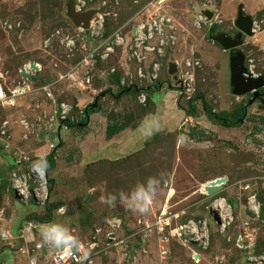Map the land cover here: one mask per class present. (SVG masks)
I'll use <instances>...</instances> for the list:
<instances>
[{
    "label": "rangeland",
    "instance_id": "rangeland-1",
    "mask_svg": "<svg viewBox=\"0 0 264 264\" xmlns=\"http://www.w3.org/2000/svg\"><path fill=\"white\" fill-rule=\"evenodd\" d=\"M244 1L0 0V81L6 92L0 101V264H44L57 250L45 245L40 235V229L50 224L68 228L87 252L96 242L93 264H246L248 250L241 243H248V234L253 237L256 253L264 249V108L257 100L264 99V93L258 98L251 93H233L229 51L211 36L236 34L237 8ZM249 2L258 5L253 17L258 22L254 28L260 30L264 26V0ZM79 4L82 7L77 12ZM97 10L105 12V35L120 32L127 41L132 28L147 16L169 18L163 36L168 43L160 57L163 86L146 88L144 103L137 97L140 89L113 95L119 90L116 82L120 78L127 81L137 66L121 47L97 62L93 85L83 93L74 91L67 80H58L60 74L75 71L80 57L63 41L76 38L79 23L73 15L92 12V17ZM204 10L212 11V18ZM256 35L243 36L236 50L244 54L247 71L264 76V55L255 44L260 39ZM151 59L146 53L144 65ZM188 60L191 66L186 67ZM29 62L38 63L39 68L25 79L19 68ZM169 62H175L180 73H188V90L179 91L167 71ZM112 67L118 79L107 73ZM101 92L104 96L99 98L97 117L129 128L157 111L164 117V128L150 135L139 149L126 155L118 152L121 158L116 161L93 162V156L92 163L86 164L76 142L86 129L72 124L69 130L61 131L55 109L61 102L85 108ZM189 98H195L198 110L192 118H186L185 113ZM201 98L215 112L225 111L231 117L247 107L248 117L242 126L226 128L205 116ZM60 136L66 141L57 150L54 168L45 173V203L37 202L35 193L27 200L19 198L12 179L20 177L33 192L31 168L55 148ZM98 138L102 139L100 133L89 142ZM116 143L110 139L107 149L116 148ZM218 177L226 181L215 194L232 205L234 221L220 231L208 220L210 243L206 249L183 245L173 237L164 242L154 229L145 226L144 220L152 221L163 208L172 217L173 226L190 218L208 217L210 200L200 188ZM152 178L157 182L151 195H146L148 211L141 213L133 201L139 195L138 187L147 189ZM251 193L260 203L257 217L247 207ZM113 196L114 201L106 202ZM13 216L19 220L14 226L7 222ZM162 247L167 249L166 255L161 254ZM192 248L200 253L196 260Z\"/></svg>",
    "mask_w": 264,
    "mask_h": 264
},
{
    "label": "built area",
    "instance_id": "built-area-1",
    "mask_svg": "<svg viewBox=\"0 0 264 264\" xmlns=\"http://www.w3.org/2000/svg\"><path fill=\"white\" fill-rule=\"evenodd\" d=\"M81 7L82 4L77 5V12L81 11ZM168 21L169 18L166 15L151 14L132 28L131 36L127 41L120 32H113L112 34L105 35V12L99 10L95 11L92 17L89 18L87 24H79L76 38L67 37L63 40L65 41L66 47L70 50L76 49L80 53V57L75 65V71L60 74L58 80H67L68 85L71 86L74 91L83 93L93 85L96 75L95 71L97 70V62L107 59L111 54H114L118 47H121L127 51V58L135 61L137 66L135 67V74L131 75L127 81L120 78L119 81L116 82L117 89L127 87V91H130L131 88V90L134 89L135 92L140 89L141 92L139 91L140 93L137 97L140 102L144 103L146 100L144 90L146 88L149 89L154 83L162 81L160 76V57L165 53L168 43L163 37ZM146 53L152 55V59L147 66L144 65ZM35 64L38 65V67H36V69H38L39 64ZM185 66H191V62L189 60L186 61ZM22 69L28 71L30 75H34L36 71L29 63L19 68V72H21ZM107 73L116 74V68H109ZM172 77L173 80L177 82L180 92L188 90L189 84L187 82L190 80L188 73L182 74L177 68L175 75H172ZM5 97L6 92L0 81V101L5 99ZM83 113V106L67 102L59 103L55 109V116L59 123V129L61 131L69 130L70 124L79 122L83 117ZM31 172H33V178L32 180L29 179V181L35 184L33 192L29 191L28 184L21 183L20 177H14L11 185L18 190L15 194H17L19 198L21 195V198L23 196V198L27 200L31 193H35L37 202L43 205L47 199L46 171L44 175L41 176L33 170L32 166ZM209 181L202 184L200 188V191L210 200L206 206L208 217H200L197 219L190 218L183 222L176 223V225L173 226L172 217L168 215L165 208H163L152 221L146 218L144 220L145 226L154 229L159 239L164 242H167L170 237H173L179 240L183 245L193 244L195 248L206 249L210 243L209 221L213 220L220 231H224L234 221V213L229 201L225 197H221L220 195L217 196V194L209 195L204 190V186ZM19 188L21 189L19 190ZM247 207L252 215L256 217L259 216L260 203L254 193L248 195ZM250 235L251 234H248L246 236L249 240L248 243H241V247L248 250L246 264H264V249L256 253L255 242ZM96 246L98 247L96 242L91 244L88 252L76 250L65 252L57 249L47 256L44 264H78L80 262L93 264V255L97 254V251L92 249ZM195 248H192L193 259H196L193 254H200ZM161 254L166 255L167 249L162 247Z\"/></svg>",
    "mask_w": 264,
    "mask_h": 264
},
{
    "label": "crops",
    "instance_id": "crops-1",
    "mask_svg": "<svg viewBox=\"0 0 264 264\" xmlns=\"http://www.w3.org/2000/svg\"><path fill=\"white\" fill-rule=\"evenodd\" d=\"M243 6L244 13L250 15L252 19L254 20V26L256 24V18L253 17V15L256 13L258 9V5L252 4L249 2V0H246L241 3ZM237 14V13H236ZM264 21V19H262ZM258 23V22H257ZM255 33H258L257 42H255L256 45L260 46L259 48L262 51V54L264 55V26L260 30H256L254 28ZM259 31V32H258ZM256 34L253 33V36ZM256 35V36H257ZM252 36V35H251ZM264 93V92H263ZM163 106H167L166 102H163ZM159 105V103H158ZM163 108V107H162ZM96 113H92L89 117L87 126L84 127L83 130L84 133L81 134V136L76 140L77 146L79 147V152L81 153L82 160L87 163H92L91 158L96 157L95 160H92L93 162L100 161L101 159H105L109 162L116 161L120 159L121 157H117L118 152L124 153V155L131 153L139 147H141L142 143L154 132L158 131L160 127L164 128V122L162 119H164L163 115H160L157 111L156 113H149L145 115L139 123H137L134 127L125 128L122 131H120L117 134L112 135L111 137L107 138L105 135V129L108 122H106V119L103 116H96ZM186 116V115H185ZM193 116H188L186 118H192ZM98 118V119H97ZM166 122V121H165ZM167 125V122L165 123ZM100 133L101 140L98 138L97 142L90 143L89 141H94L96 139V134ZM61 138V136H60ZM117 142V147L107 149L109 147V140ZM61 141H66L63 138H61ZM90 147V150H87L86 147ZM88 147V148H89ZM61 148H63V143ZM92 154V155H89ZM103 154H106L103 156ZM89 155V156H88ZM3 179L0 178V186L2 185ZM1 188V187H0ZM1 214V211H0ZM18 218L16 216L11 217L8 219L7 222H9L12 226H14L18 222ZM6 223V222H5Z\"/></svg>",
    "mask_w": 264,
    "mask_h": 264
},
{
    "label": "water",
    "instance_id": "water-1",
    "mask_svg": "<svg viewBox=\"0 0 264 264\" xmlns=\"http://www.w3.org/2000/svg\"><path fill=\"white\" fill-rule=\"evenodd\" d=\"M92 12H84L82 14L75 13L73 18L76 23L87 24ZM204 14L212 18L213 13L210 10H204ZM237 32L234 36L221 32L216 35H211L212 38L218 42L224 50L229 51V67H230V83L232 86L233 93L237 95H244L251 93L253 98H258L260 96L259 89L264 86V76L255 75L247 68L244 64V54L242 51L236 50L242 43L243 36H251L254 33V20L252 17L243 11V6L240 4L237 8V15L234 23ZM33 67V62L30 63ZM177 71V66L175 62H169L168 73L175 75ZM21 76L24 78H30L29 74L26 72H21ZM104 96V92L99 93L95 98L94 102L90 105L91 107H96L98 99ZM252 98V99H253ZM252 99L250 101H252ZM225 177H218L210 180L205 186L204 190L209 194H215L219 192L223 184L225 183ZM194 258H198V254H193Z\"/></svg>",
    "mask_w": 264,
    "mask_h": 264
},
{
    "label": "trees",
    "instance_id": "trees-1",
    "mask_svg": "<svg viewBox=\"0 0 264 264\" xmlns=\"http://www.w3.org/2000/svg\"><path fill=\"white\" fill-rule=\"evenodd\" d=\"M212 31L214 29V25L212 26ZM114 76H116V79H118L117 74H114ZM163 84V81H158L156 83H154L153 85L150 86V89H159L160 86ZM168 86L170 85V82L167 81ZM131 91H133L135 93V90L132 89ZM260 93L264 92V88H260L259 89ZM127 93V87H124L122 89H119L116 94H113L115 96L120 95L122 96L123 94ZM200 98V97H199ZM202 99V105H203V113L205 114V116L212 122H216L219 125H222L226 128H232V127H240L243 125V122L247 119V107H241L238 109L237 114L233 117L230 116L229 113L225 112V111H221V112H215L213 110V108L208 105L203 98ZM195 98H189L188 100V106L185 109V113L188 116H197L198 115V110L196 105L194 104ZM257 100H259L262 104V107L264 108V99L263 98H258ZM99 109V104H97L96 107H91L90 104L87 105L84 109V117L82 118L80 123H76L77 125L80 124L81 127L82 126H87L88 124V120L89 117L92 113L98 112ZM71 127V124H70ZM127 127V125H116V124H112L110 122L107 123L106 125V129H105V135L107 138L111 137L114 134L119 133L120 131H122L123 129H125ZM62 146V141L61 139L59 140L58 144L55 146V148L45 157L46 161H47V169H46V173L49 172L51 169L54 168L55 166V156L57 153V150ZM49 182H52V179L49 180ZM49 212H51L50 208H48ZM43 222L45 220H42Z\"/></svg>",
    "mask_w": 264,
    "mask_h": 264
},
{
    "label": "clouds",
    "instance_id": "clouds-1",
    "mask_svg": "<svg viewBox=\"0 0 264 264\" xmlns=\"http://www.w3.org/2000/svg\"><path fill=\"white\" fill-rule=\"evenodd\" d=\"M30 63L31 62H29V64ZM33 64H35V63L33 62ZM30 66L32 68L36 69V67H33L31 64H30ZM21 72H26V71H24L22 69ZM29 76H31V75L29 74ZM128 92L129 91H127V93ZM98 101H99V99H98ZM84 109L85 108H83V111H84ZM83 117H84V113H83ZM82 118L77 123H80ZM46 169H47V161H46V158H44V157H41L39 162H37L33 165V170L41 176L44 175ZM156 182H157L156 179L152 178L148 181L147 189H145V187L143 185L138 187L137 191L139 192V195L133 201V207L135 208V210H137L141 213L148 211V205L146 202V195H151V193L154 191L153 185ZM122 198L127 199L126 197H122ZM114 200H115V197L113 196V197H110L109 200L106 202L111 203ZM40 235L42 238V242L45 245H48V246L55 248V249H58L60 251H65V252H70L73 250L80 251V252L86 251V249L82 246V243L79 240V238L74 236L71 233V231L63 225L50 224V225L43 226L40 229Z\"/></svg>",
    "mask_w": 264,
    "mask_h": 264
},
{
    "label": "bare ground",
    "instance_id": "bare-ground-1",
    "mask_svg": "<svg viewBox=\"0 0 264 264\" xmlns=\"http://www.w3.org/2000/svg\"><path fill=\"white\" fill-rule=\"evenodd\" d=\"M35 67H38V65L34 64ZM27 74H30L28 71H26ZM26 79V78H25ZM47 174V173H46ZM173 191L171 190L170 193L168 194V200L171 197ZM196 260V259H195Z\"/></svg>",
    "mask_w": 264,
    "mask_h": 264
}]
</instances>
